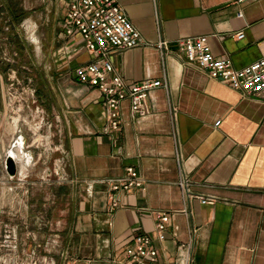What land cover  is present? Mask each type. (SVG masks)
<instances>
[{"label":"crops","instance_id":"obj_1","mask_svg":"<svg viewBox=\"0 0 264 264\" xmlns=\"http://www.w3.org/2000/svg\"><path fill=\"white\" fill-rule=\"evenodd\" d=\"M68 1L61 0L57 21L65 42L55 63L64 65L57 64L56 74L47 77L48 109L56 126L51 137L58 138L62 153L56 164L60 179L70 184L56 193L72 198L66 256L59 264H123L127 246L141 234L153 238L163 260L193 238L195 264H264V102L211 79L177 52L178 40L206 35L213 55L229 57L236 68L261 59L264 0H117L142 42L111 54L116 72L131 83L164 80L166 74L170 90L154 89L149 113L137 119L130 115V102H122L117 131L106 130L101 92L75 78V68L91 58L80 34H63ZM3 21L0 13V121L8 118L7 74L16 62L13 55L6 58L1 44ZM242 31L246 37L238 40L235 35ZM162 40L171 49L165 57L155 48ZM18 143L13 137L8 149L0 144V158L14 153L19 177L25 178L31 158L37 159ZM178 156L192 182L191 199L179 187ZM128 167L143 177L145 188L125 191L121 207L110 209L109 187L100 181L123 176ZM211 197L214 205L201 203ZM159 212L172 218L165 242L155 233Z\"/></svg>","mask_w":264,"mask_h":264},{"label":"built area","instance_id":"obj_2","mask_svg":"<svg viewBox=\"0 0 264 264\" xmlns=\"http://www.w3.org/2000/svg\"><path fill=\"white\" fill-rule=\"evenodd\" d=\"M67 13L63 24V34L66 37H73L80 34L84 43V50L89 54L90 60L87 63L79 64L75 68V78L88 89H97L103 97V105L107 110L106 130H120L123 124L121 120L122 102H130V115L132 119L144 117L149 113L147 101L150 93L157 88L169 90L168 76L165 74L164 80H146L131 83L120 76L110 56L114 52L134 49L141 45L142 34L127 18L122 6L117 0H69ZM241 16V14H239ZM242 17V16H241ZM238 40L246 37L244 31L235 35ZM177 52L185 57L189 66H194L203 74H207L211 79L227 84L235 91L237 90L243 97L255 98L264 102V56L249 64L244 68H236L233 60L229 57H215L208 44V37H191L177 41ZM162 56L171 53L169 43L165 40L155 45ZM10 81L7 88L6 109L20 113V108H15L16 104H24L27 99L19 94L15 87L20 83L17 79V72L12 69L8 74ZM0 79L2 76L0 75ZM35 96V95H34ZM21 107V106H20ZM172 117L176 120V110H171ZM10 119H12L10 117ZM220 122L216 123L218 126ZM18 138L22 141L23 130L16 131ZM21 135V136H20ZM25 142V141H24ZM24 145V143H23ZM40 148L39 145L36 149ZM46 151L45 149H43ZM59 150V149H58ZM39 156H43L39 154ZM179 161V187L183 189L186 198L194 196L191 189L192 182L185 174L181 156ZM57 165L58 172L61 168ZM60 175V174H59ZM108 185L110 209H119L120 194L131 189L144 190L145 181L134 167H128L123 176L100 181ZM216 200L211 198H201L203 205H214ZM155 233L159 242H165L168 238V230L171 224V214L157 213ZM18 243L0 241V264L18 263L20 259L17 252ZM193 238L188 242L178 246L175 256L168 260L161 258L159 249L154 246L153 238L148 234L137 235L131 245L127 246L123 264H195L193 258ZM27 256L31 264H37L35 252L32 251ZM66 253H62L65 257Z\"/></svg>","mask_w":264,"mask_h":264},{"label":"rangeland","instance_id":"obj_3","mask_svg":"<svg viewBox=\"0 0 264 264\" xmlns=\"http://www.w3.org/2000/svg\"><path fill=\"white\" fill-rule=\"evenodd\" d=\"M60 3L61 0H0V13L5 25V40L1 44L7 53L6 58L13 55L16 61L15 68H9L8 74L12 69L17 72L21 84L15 89L27 99L22 105L16 104L15 108L22 110L20 113L9 111L8 118L0 121V144L7 148L13 137L18 138L19 134L12 133L17 128L11 124L13 120L10 117H20L24 151L33 152L32 156L37 159L33 161L31 158L25 178L18 174L10 179L5 167V154L0 158V241L16 239L20 259L14 264H31L27 256L32 251L37 264H59L66 249L64 232L69 229L72 198H63L56 193L61 186L70 184L60 179V172L56 174L58 168L55 164L62 153L56 149L58 138L51 137L56 126L48 109L47 80L48 74H56L57 64L64 65L62 61L55 63L64 55L65 38L59 36L57 24L63 11ZM28 23L33 25V32ZM10 33L14 36H9ZM33 36L38 42L33 40ZM8 74L7 82L10 83ZM38 138L40 140L35 143ZM38 145L40 148L36 149ZM39 154H44L41 160H38Z\"/></svg>","mask_w":264,"mask_h":264},{"label":"water","instance_id":"obj_4","mask_svg":"<svg viewBox=\"0 0 264 264\" xmlns=\"http://www.w3.org/2000/svg\"><path fill=\"white\" fill-rule=\"evenodd\" d=\"M5 167H6V171L10 179L17 177L19 173V167L17 166L16 159L12 154L6 157Z\"/></svg>","mask_w":264,"mask_h":264},{"label":"bare ground","instance_id":"obj_5","mask_svg":"<svg viewBox=\"0 0 264 264\" xmlns=\"http://www.w3.org/2000/svg\"><path fill=\"white\" fill-rule=\"evenodd\" d=\"M12 123L11 124H13L14 125V127H16L17 129H16V131L19 129V122H20V117H15V118H12ZM18 144L20 145V146H22L23 145V142H22V140L21 139H19L18 138ZM10 154H12L14 157H15V159H16V155L14 154V153H12V152H10ZM16 162H17V159H16Z\"/></svg>","mask_w":264,"mask_h":264}]
</instances>
